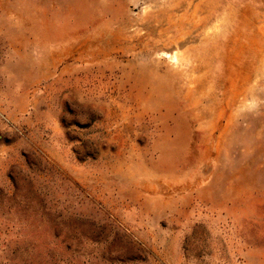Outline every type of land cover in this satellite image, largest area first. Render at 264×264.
Here are the masks:
<instances>
[{"label": "rangeland", "instance_id": "obj_1", "mask_svg": "<svg viewBox=\"0 0 264 264\" xmlns=\"http://www.w3.org/2000/svg\"><path fill=\"white\" fill-rule=\"evenodd\" d=\"M0 264H264V0H0Z\"/></svg>", "mask_w": 264, "mask_h": 264}]
</instances>
